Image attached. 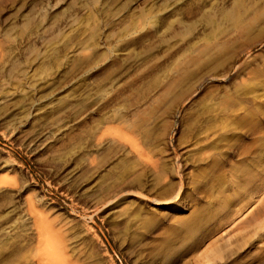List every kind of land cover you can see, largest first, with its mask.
I'll return each instance as SVG.
<instances>
[{
	"label": "rangeland",
	"instance_id": "1",
	"mask_svg": "<svg viewBox=\"0 0 264 264\" xmlns=\"http://www.w3.org/2000/svg\"><path fill=\"white\" fill-rule=\"evenodd\" d=\"M230 123L206 160L199 149ZM257 144L264 0H0V264H264V228L229 245L218 222ZM179 186L189 206L173 210ZM38 226L59 255L38 251Z\"/></svg>",
	"mask_w": 264,
	"mask_h": 264
},
{
	"label": "bare ground",
	"instance_id": "2",
	"mask_svg": "<svg viewBox=\"0 0 264 264\" xmlns=\"http://www.w3.org/2000/svg\"><path fill=\"white\" fill-rule=\"evenodd\" d=\"M121 116V115H120ZM235 127V123H230V125H228V127L226 129H224V132H221L219 134H216V138H211V139H214L213 141H208V142H204V144L202 145V148L199 149V151L201 153H207L206 154V160H209V161H215V154L216 153H219L220 152V146L218 145V141L220 142L221 140L223 141L227 135L233 131V128L232 126ZM110 126V125H109ZM108 126V127H109ZM97 127V126H95ZM107 127V128H108ZM112 128V127H111ZM119 128V127H118ZM117 128V130H118ZM113 129V128H112ZM111 129V130H112ZM114 130V129H113ZM93 131V130H92ZM207 131V130H206ZM105 133V132H104ZM199 134V133H197ZM210 134V133H209ZM212 135V134H211ZM42 136L41 135H34V137L31 138V146L33 145H37L38 142H40V137ZM123 136V135H121ZM127 136V135H126ZM117 137V136H116ZM124 138V141L127 142L131 147V149H134V151L136 153H140L141 151H139L138 147H137V141L135 142L133 140V137L132 136H129V137H123ZM206 138V137H205ZM121 139V138H119ZM206 141V140H205ZM226 141V139H225ZM230 142V140H229ZM231 143V142H230ZM148 144V143H147ZM224 144H222L223 146ZM221 146V147H222ZM258 148H257V153L256 154H259V156L257 155L258 159L253 163V164H248L245 168H240V171H241V175L242 178L240 180V183L236 185V187L234 188L235 190V193L236 194H239L241 193V197L239 199H237V207L229 214V215H226L225 217H221V219L218 220V222H221V225L223 226L224 229L222 230H225L227 231V242L226 244L229 243V245H238V246H241V245H244V244H240V243H236L235 244V238L234 240L231 239V237H233V235H237L236 232L237 231H240V230H243V228H245L246 225H249L250 223H253V224H256L254 227L255 228H264V176L262 175V177H260L259 179L256 178L255 179V176L254 173V169L256 170L257 167H258V164H260L261 162H264V144H257ZM147 147V146H146ZM231 146H226L225 148H230ZM140 148V147H139ZM234 148V147H233ZM224 149V148H223ZM149 150V149H148ZM166 150V149H165ZM222 150V149H221ZM219 151V152H218ZM225 151V150H224ZM148 152V151H147ZM229 152V150H226V153ZM232 152V151H231ZM141 154V153H140ZM139 154V155H140ZM149 155V154H148ZM204 155V154H203ZM220 155V153H219ZM151 156V155H150ZM205 156V155H204ZM218 156V155H217ZM108 157V156H107ZM142 157V155H141ZM197 157V156H196ZM256 157V158H257ZM145 158V157H144ZM147 158V157H146ZM200 158V157H199ZM99 160V159H98ZM147 160H150L149 156L147 158ZM156 160V158H155ZM223 160V159H222ZM152 161V160H151ZM158 162V161H157ZM133 163V162H131ZM149 163V162H148ZM155 164V163H154ZM159 164V162L157 163ZM245 164V163H244ZM131 165V164H130ZM132 166V165H131ZM151 166V165H150ZM156 166V165H155ZM135 167V165H134ZM154 167V166H153ZM163 167V166H162ZM158 170V169H157ZM199 170V169H198ZM261 170V169H260ZM191 173V172H190ZM198 173V172H197ZM231 173V172H230ZM262 173V172H261ZM139 175V174H138ZM240 175V174H239ZM254 175V176H253ZM201 176V175H200ZM259 176V175H258ZM136 177V176H135ZM129 178V177H128ZM227 178V177H226ZM253 179V180H252ZM248 180H252L254 181L253 185H255L252 189H249V187H246V184H247V181ZM123 181V180H122ZM125 183V182H124ZM141 183V182H140ZM168 184V183H167ZM170 184V183H169ZM168 184V185H169ZM172 184V182H171ZM120 186V187H119ZM197 186V185H196ZM119 188H114V190L111 191V193L108 195L107 198V202L109 201H112L113 199H118L120 195L124 194L125 192H127L128 190L125 189V187H123L122 185H118ZM249 189V190H248ZM181 190V186H179L177 188V190H175V192L172 194L171 196V199L173 201L172 205H168L170 208H173V210H183L185 209L186 207L189 206L188 204V201L184 200V196H179V198L176 199V196L179 195V192ZM231 190V189H230ZM172 191V190H171ZM183 194V193H182ZM173 196H175L173 198ZM118 197V198H117ZM122 197V196H121ZM155 197V196H154ZM174 199V200H173ZM104 202V201H103ZM165 202H168V201H159L157 204L160 205V204H165ZM169 203V202H168ZM212 203V202H211ZM216 203H221V202H216ZM171 204V203H170ZM202 209V208H201ZM206 209V208H205ZM229 211V210H228ZM226 212V211H225ZM172 212L170 211H166V212H163V216L164 217H167L168 215H170ZM223 213V212H222ZM210 212L208 211L206 213V216H207V219L206 221L209 223L208 226L210 225V223L212 224V220L214 219L213 215H209ZM5 216V215H4ZM131 216V215H130ZM220 216V215H219ZM2 216H0L1 218ZM217 217V216H216ZM147 218V217H146ZM161 219L159 218L158 221H160ZM217 220V219H216ZM211 221V222H210ZM217 222V221H216ZM7 223V220H2V222H0V226L1 224H6ZM37 226V225H35ZM259 226V227H257ZM6 227V226H5ZM40 226H38L36 229H37V232H36V242H37V245H36V248L38 249V251H41L43 250L42 253H46L45 255H49L50 257H53L51 255V253H58V255L60 254L59 251H60V248L61 246L59 247V242H57L55 239H53L54 237L51 236L52 238H47L44 236V227L42 228H39ZM212 228V227H211ZM209 227V229H211ZM193 229H196V225L194 224L193 226ZM1 230V229H0ZM254 231V229L252 230ZM256 232V230L254 231V233ZM47 233V232H46ZM226 233V232H225ZM253 233V232H252ZM251 233V234H252ZM258 234V244H257V249L258 251H260V256L262 257L264 255V231L261 232V233H257ZM49 235V234H48ZM206 235V234H205ZM234 235V236H235ZM50 236V235H49ZM211 239V236H208L206 235V237L204 236L203 238L201 237V239L197 242L196 240V244L194 245V247L196 248V250H199L204 244H207L209 242V240ZM239 242L243 241V238L239 239L238 240ZM35 242V243H36ZM233 242V243H232ZM244 243V242H243ZM228 246V245H227ZM256 247V246H255ZM260 247V248H259ZM35 248V249H36ZM229 248V247H228ZM64 250V248H62ZM165 250H168L166 247L163 248ZM192 249V248H191ZM209 250V254L207 255L210 259L212 258V261L214 263V260H220L221 261V258H223L221 255V252L219 248L217 247H214L212 249L208 248ZM37 251V252H38ZM35 252V251H34ZM36 252V253H37ZM63 252V251H62ZM66 253V252H65ZM38 254V253H37ZM70 254V253H69ZM205 254H207V252L205 251ZM36 255V254H35ZM204 255V254H203ZM62 258H59L61 257ZM61 256H57V260L58 259H61V261L59 260V264H71L70 260L67 258V256L65 257L64 253L61 254ZM75 256V255H74ZM48 257V256H47ZM46 257V259H47ZM49 257V258H50ZM56 257V256H55ZM206 256H204L205 258ZM43 258V257H42ZM71 258V257H69ZM77 258V257H75ZM79 258V257H78ZM41 259V258H40ZM39 259V260H40ZM206 259V258H205ZM38 260V259H37ZM45 260V256L43 258V260L41 262H43ZM48 260L50 259H47L46 262H48ZM56 260V259H55ZM76 260V259H75ZM146 261H143L142 263L143 264H157L156 260L157 258H149V259H144ZM54 261V260H52ZM73 261V260H72ZM77 261V260H76ZM79 261V260H78ZM40 262V263H41ZM51 262V261H50ZM57 262V261H56ZM61 262V263H60ZM140 262V260H139ZM207 262V261H206ZM52 263V262H51ZM74 263V262H73ZM77 263V262H76ZM75 263V264H76ZM141 263V262H140ZM205 263V262H204ZM208 263V262H207ZM206 263V264H207ZM49 264V263H48ZM56 264V263H55ZM209 264V263H208Z\"/></svg>",
	"mask_w": 264,
	"mask_h": 264
}]
</instances>
